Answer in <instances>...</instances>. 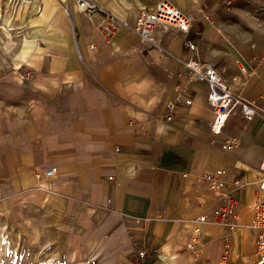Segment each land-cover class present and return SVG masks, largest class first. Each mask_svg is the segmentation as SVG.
<instances>
[{
  "label": "crops",
  "instance_id": "0c3cea01",
  "mask_svg": "<svg viewBox=\"0 0 264 264\" xmlns=\"http://www.w3.org/2000/svg\"><path fill=\"white\" fill-rule=\"evenodd\" d=\"M76 1L30 7L17 61L0 70L7 77L0 78V219L19 203L30 236L48 229L55 250L103 253L113 264H137L141 250L147 264H254L250 225L255 202L264 199V120L235 113L213 134L207 86L189 82L183 63L211 65L235 95L264 108V33L256 34L264 22L256 7L240 0H92L128 25L157 3H171L190 20L185 36L196 50L189 51L176 29L160 36V48L124 27L105 41L100 17L87 18ZM257 57L263 61L255 65ZM181 89L191 104L180 103L164 121ZM49 167L56 175L37 182L34 172ZM216 171L223 172L219 195L204 179ZM223 197L237 202L239 226H201L197 256L188 249L192 220L210 215Z\"/></svg>",
  "mask_w": 264,
  "mask_h": 264
},
{
  "label": "built area",
  "instance_id": "2783aa9c",
  "mask_svg": "<svg viewBox=\"0 0 264 264\" xmlns=\"http://www.w3.org/2000/svg\"><path fill=\"white\" fill-rule=\"evenodd\" d=\"M76 4L87 18L91 19L95 15L100 17L97 30L105 41H110L119 28L124 27L130 29L143 45L160 48V36L167 33L170 29H176L184 36L188 34L190 29L189 18L166 1L157 3L151 10L142 11L135 19L133 25H128L127 22L116 19L92 0H77ZM184 45L189 51L196 50L195 44L188 40L186 36ZM262 61V57H257L254 64L258 65ZM183 65L187 69L189 82H204L207 86L206 103L214 113L213 120L210 123V131L213 134H220L228 118L235 113H238L247 121L258 116H261L264 120V108L259 107L256 103L246 102L235 95L211 65H206L194 58L185 60ZM242 73L246 74L245 69H242ZM23 78L28 79L29 73H25ZM180 92V97H177L166 106L167 113L163 117L164 121L172 120V113L180 103L185 106L191 104V99L183 95L184 89H181ZM233 144L234 141L227 143L225 149L230 150ZM115 150L117 151L118 149ZM259 169L264 173V158L260 163ZM55 175L56 169L54 167L43 168L34 172L37 182L49 180ZM222 176V171H216L204 176L205 181L209 185L207 188L209 192L214 195L220 194L224 187ZM261 189L264 190V177ZM222 200L210 215L201 214L192 220L195 238L189 244L188 249L197 256L201 254V245L198 242L201 226L206 224L218 225L227 228L229 231H233L239 226L237 202L229 197H223ZM250 228L255 232V246L259 259H261L260 264H264V199L256 201L254 204V215ZM150 252L154 253L155 251L151 249ZM147 255V251H139L136 255L137 264H147Z\"/></svg>",
  "mask_w": 264,
  "mask_h": 264
},
{
  "label": "rangeland",
  "instance_id": "374dc122",
  "mask_svg": "<svg viewBox=\"0 0 264 264\" xmlns=\"http://www.w3.org/2000/svg\"><path fill=\"white\" fill-rule=\"evenodd\" d=\"M23 1L0 0L1 71L10 67L11 62L16 60L14 54H17L19 48L21 49V20L29 18L31 14L28 12L32 11L30 9L38 0ZM240 1L243 4L256 7L258 11L255 14L264 22V0ZM261 32L264 33L262 24L259 25L256 34ZM0 78L7 77L0 76ZM20 207L21 204L16 203L15 210L0 219V264H113V259L102 255L103 253L100 257L94 258L93 256L96 254L94 252L93 256L86 257L83 254L71 255L55 250L58 248L53 244L56 237L50 235L48 229L41 237L30 236L26 230L27 226L21 221ZM57 242L63 244L64 239H57Z\"/></svg>",
  "mask_w": 264,
  "mask_h": 264
},
{
  "label": "bare ground",
  "instance_id": "6f19581e",
  "mask_svg": "<svg viewBox=\"0 0 264 264\" xmlns=\"http://www.w3.org/2000/svg\"><path fill=\"white\" fill-rule=\"evenodd\" d=\"M23 1V0H22ZM24 2V1H23ZM27 2V1H26ZM260 262H261V259H257V261L254 263V264H260Z\"/></svg>",
  "mask_w": 264,
  "mask_h": 264
}]
</instances>
